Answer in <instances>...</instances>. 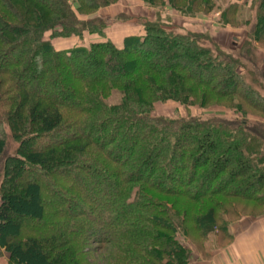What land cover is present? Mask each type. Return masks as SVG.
<instances>
[{"label": "trees", "instance_id": "16d2710c", "mask_svg": "<svg viewBox=\"0 0 264 264\" xmlns=\"http://www.w3.org/2000/svg\"><path fill=\"white\" fill-rule=\"evenodd\" d=\"M118 1L0 0V250L13 264H89L96 250L109 264H189L179 232L229 243L243 216L235 200L264 211V122L243 116L247 106L264 120V98L233 55L161 15L209 14L216 0H140L160 12L121 46L54 47L55 37L104 36L95 14ZM235 1L220 11L223 26L241 25ZM251 2L244 25L264 47V0ZM167 100H225L242 116H152Z\"/></svg>", "mask_w": 264, "mask_h": 264}, {"label": "rangeland", "instance_id": "374dc122", "mask_svg": "<svg viewBox=\"0 0 264 264\" xmlns=\"http://www.w3.org/2000/svg\"><path fill=\"white\" fill-rule=\"evenodd\" d=\"M234 1L235 0H216V8L213 12L204 15L198 14L195 17L181 15L170 6H166V8L161 12V15L175 31L197 32L201 35V41L204 45L211 47L212 50L217 48L218 50L220 49L225 53L233 55L240 63L239 70L244 81L248 85L252 86L261 95V97L264 98V47H258L256 43L251 40L248 35L249 26L244 25V21H254L255 9L253 8L254 6L251 0L239 1L240 8L236 19L241 22L240 26L239 24L238 26H223L220 22V11L226 7L227 4ZM109 7L110 6L102 8L99 13L97 12L95 14L96 16L107 20L108 25L104 36H99L97 34L89 36V34H87L81 41L75 37H55L51 40L54 47L57 49H68L79 44L88 46L91 41L106 40L108 38L113 39L116 34V31L114 32V28L117 24L125 25L124 23H127L131 26V28H129L126 32L128 33L130 31H134L132 29H135L136 26L142 27L143 21L153 19L155 13L160 12L159 9L148 7L140 0H120L111 7L113 11H111ZM49 34L50 33H46V37L49 38ZM118 99V92H113L112 96L109 98V102L114 103L117 102ZM232 103H235V101ZM245 110L246 113L243 114V116H245L250 123L255 121L264 122L263 118L259 114L254 113L249 107L246 106ZM151 115L154 117L167 118H180L187 117L189 115L202 118L218 116L228 119L242 116V114L235 111V107L231 104V102H227L225 100L217 101L216 103L204 108L196 105L185 106L173 100L157 101L153 105ZM16 145L17 143H15V141L9 139V146L11 149H14ZM28 177L30 176L22 174L18 183H22L24 179ZM1 180L2 165L0 163V183ZM43 188L44 200H47L49 190L52 187L50 185L43 184ZM235 202L238 211L243 214V216L236 221L237 224L243 217L254 218L264 215V211L258 209L253 203H246L239 200H235ZM236 223L230 227L232 235L234 234L232 228H234L233 226ZM24 225L27 227L25 228L27 231H29V229L31 230V226H35L33 222L29 220H26ZM190 226V224H187V227ZM30 233H32V231L25 233L24 235H28ZM189 233V237H186L179 232L177 237L181 243L186 245V247L192 251L190 259H195V257L198 256L202 258L204 252L208 253L211 249L215 250L223 248L229 244L228 242H223L224 238H222V235L218 236L217 234H210L208 238L202 242L199 240V237L195 234V232ZM200 247L204 249L203 253L198 251L200 250ZM108 255L110 254L104 253V251L96 250L93 254H90V256H87L86 258L89 264H109ZM8 263L13 264L12 262Z\"/></svg>", "mask_w": 264, "mask_h": 264}, {"label": "crops", "instance_id": "0c3cea01", "mask_svg": "<svg viewBox=\"0 0 264 264\" xmlns=\"http://www.w3.org/2000/svg\"><path fill=\"white\" fill-rule=\"evenodd\" d=\"M114 5L109 7L111 11ZM100 11L101 9L98 13ZM124 24H117L114 28L115 38H108L119 46L126 36L143 33V28L138 26L132 29L134 31L126 33L131 26ZM233 227L234 238L229 244L223 248L209 250L207 258L198 256L190 259L189 264H264V215L254 218L243 217ZM0 253V264H7L10 260L9 253L5 250H0Z\"/></svg>", "mask_w": 264, "mask_h": 264}]
</instances>
